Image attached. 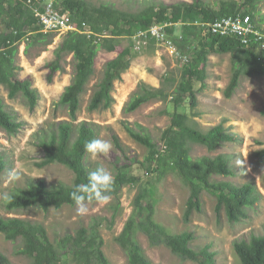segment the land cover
<instances>
[{"label":"trees","instance_id":"1","mask_svg":"<svg viewBox=\"0 0 264 264\" xmlns=\"http://www.w3.org/2000/svg\"><path fill=\"white\" fill-rule=\"evenodd\" d=\"M33 1L42 9L43 5L36 3L37 0ZM28 2L29 0H0V23L7 27L0 29V88L4 86L10 98H15L19 93L24 94L31 110H34L38 105L40 92L33 86L30 78L17 77V71L21 68L16 63L19 43L26 30L31 37H35L33 43L39 41L46 45L52 44L54 35L43 32L33 6ZM247 5L251 9L244 10ZM56 6L65 11L69 10L73 20L80 24L86 23L91 32H68L56 50L57 58L49 64L51 71L48 80L53 81L54 74L63 69V54H73L74 76L59 101L68 107L72 120H59L36 134L38 145L44 151L42 159L36 162V165H64L73 172L74 178L71 184L61 183L52 188L45 178L30 179L27 186L3 197V205L7 211L34 206L44 211L51 208L61 209L65 205L117 196L124 185L138 182L139 178L123 172H118L113 180H108L103 168L92 171L87 159L97 140L100 125L86 120L77 124L74 122L81 109V96L87 91V85L95 74L100 48L115 51L117 37H132L141 30H149L156 23L171 24L166 29L173 34V27L178 23L182 24V34L173 37L174 44L182 54L194 47V54L184 66L181 78L170 94L175 108L180 107L185 98L190 99L192 107L198 106L195 82H202L204 86L207 78L206 65L211 53L232 54L233 75L225 89L227 97L236 91L242 74L264 75V49L257 51L255 46L243 45L236 36L223 37L205 30V24L239 12L249 14L257 24L255 0H222L219 8L206 6L200 0H181L171 4L146 1L134 12L119 9L108 3L96 5L87 0H57ZM258 27L261 28L259 24ZM195 40L199 41L200 47L195 45ZM131 64L130 47L124 48L115 58L107 60L103 76L90 97L89 110L111 109L114 106L115 82L122 78ZM167 92L169 90L164 86L156 88L143 81L139 84V91L132 96L124 109L126 112L135 111L148 101L165 98ZM189 119V115L175 109L172 124L162 132L161 146L141 125L138 129L128 127V132L135 140L149 148L145 161L150 165L155 163L156 168L165 173L171 169L182 178L189 189L184 211L187 223L195 212H202V195L206 191L216 199L218 216L226 213L232 223L241 222L249 217V209L257 208L264 197L258 184L254 179H249L243 184L216 180L214 175L236 174L231 155L219 153L215 156L203 155L193 158L190 145L196 143L215 151L228 142H235L238 135L225 124L226 122L201 130L191 125ZM24 123L23 120H17L7 109L0 95V128L16 135ZM113 136L117 145L122 148L119 137L115 134ZM259 154L261 161H264V148ZM8 163L0 151V176L6 171ZM149 197L147 191L136 196L134 209L116 237V241L127 254V264H155L145 252L138 237L139 233L147 237L151 246L164 244L182 259L199 264H219L216 252L211 250V244L200 249L193 246V231L172 233L165 225L157 222L154 217L156 201L150 200ZM101 221L102 219L97 220L89 227L83 226L74 234L67 233L54 242L42 222L5 217L0 213V233L7 240H21L19 253L30 260L31 264H111L103 250L105 240L98 228ZM234 250L240 264H264V234H253L249 239H236ZM0 264H10L9 258L1 250Z\"/></svg>","mask_w":264,"mask_h":264},{"label":"rangeland","instance_id":"2","mask_svg":"<svg viewBox=\"0 0 264 264\" xmlns=\"http://www.w3.org/2000/svg\"><path fill=\"white\" fill-rule=\"evenodd\" d=\"M52 1L54 0H37L36 3L48 7ZM87 1L96 5L108 3L119 9L134 12L146 1L171 4L181 0ZM200 1L206 6L219 8L222 0ZM255 1V19L257 25L264 29V0ZM32 6H37L33 0ZM246 9L251 7L247 5L244 10ZM156 24L165 26L160 40L155 36H149L146 46H141V49H136V34L132 37H117L115 51L100 48L95 74L87 85V91L81 96V109L74 121L77 124L86 120L100 125L97 140L87 159L92 171L103 168L108 180H113L118 172H123L136 176L139 178L138 182L124 185L117 196L65 205L61 209L51 208L49 211L37 206L7 211L3 205V197L27 186L29 180L33 178H45L51 188L61 183L73 182V172L64 165L58 163L45 167L36 165L44 155L43 148L38 145L36 134L59 120H72L68 107L59 101L65 87L73 79L74 58L72 53H64L61 59L63 69L54 74L53 81H49L48 74L51 71L49 64L57 58L56 50L68 32L62 33L61 36L52 34L53 43L46 45L39 41L33 43L35 37H31L27 30L24 31L16 59V63L21 66L17 71V77L30 78L33 86L40 92V99L36 108L31 110L24 94L19 93L15 98H10L8 90L4 86L0 88V95L7 109L17 120L25 122L16 135H11L0 128V151L9 162L6 171L0 176V213L5 217H20L42 222L54 242L67 233L74 234L81 227H89L102 219L98 228L105 240L103 247L105 254L111 264H127V254L116 241V237L121 233L134 209L136 196L147 191L149 199L156 201L155 220L165 225L169 232L193 231L192 244L196 249L211 244V250L216 252L219 264H240L234 250V241L241 238L249 239L253 234H264V197L257 208L249 209L248 218L232 223L226 213L218 216L216 199L206 191L202 195L204 200L202 212H195L187 223L184 211L189 189L175 171L170 169L165 173L158 170L155 163L150 165L145 161L149 148L135 140L128 132V127L135 129H138L139 125L145 127L161 146L162 132L172 124L175 109L189 115V123L201 130L226 122L225 124L238 135V139L220 146L215 151L191 143L192 157L230 154L236 174L214 175V178L235 184H243L249 179H254L264 194V161H261L259 154L264 148V75L242 74L236 91L227 97L225 89L233 75L232 54L211 53L206 65L207 78L204 86L202 82H195L198 106L192 107L190 99L185 98L184 103L175 108L170 94L180 80L184 66L192 59L194 47L182 54L175 46L173 37L182 34L181 23L173 27V34L167 31L166 23ZM0 29L7 27L0 23ZM89 30L84 33L90 34ZM195 45L200 47L198 40H195ZM126 47L131 48L132 64L123 73L122 78L115 82L116 103L111 109L89 110L90 97L103 76L105 63L115 58ZM143 81L156 88L164 86L169 92L165 98L148 101L135 111L126 112L124 107L139 91V84ZM114 134L119 137L122 148L115 142ZM138 237L145 252L155 264H199L196 261L182 259L164 244L151 246L143 233H139ZM21 247V240H7L0 233V250L7 255L10 264H31L30 260L19 253Z\"/></svg>","mask_w":264,"mask_h":264},{"label":"built area","instance_id":"3","mask_svg":"<svg viewBox=\"0 0 264 264\" xmlns=\"http://www.w3.org/2000/svg\"><path fill=\"white\" fill-rule=\"evenodd\" d=\"M32 5V0H29ZM42 6V9L38 6L33 7L35 15L38 17L42 30L48 34H59L79 31L86 32L89 28L86 27V23L80 24L73 20L72 13L67 10H63L61 7L56 6V0L52 1L50 5ZM164 24H154L149 30L139 31L135 35L136 49H141V46H146L148 37L155 36L159 38L164 32ZM171 24L166 23V26ZM207 31L218 36H236L241 43L245 46H255L256 49H264V29L259 28L257 24L252 20L249 14L239 12L237 14H230L223 16L205 24ZM88 32V31H87ZM89 32H91L89 30ZM145 36V38H142Z\"/></svg>","mask_w":264,"mask_h":264}]
</instances>
